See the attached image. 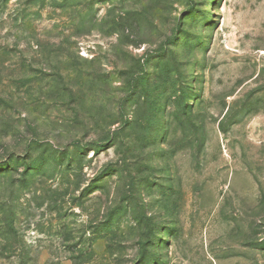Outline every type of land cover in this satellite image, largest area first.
I'll return each instance as SVG.
<instances>
[{"label": "rangeland", "instance_id": "rangeland-1", "mask_svg": "<svg viewBox=\"0 0 264 264\" xmlns=\"http://www.w3.org/2000/svg\"><path fill=\"white\" fill-rule=\"evenodd\" d=\"M0 264H264V0H0Z\"/></svg>", "mask_w": 264, "mask_h": 264}]
</instances>
